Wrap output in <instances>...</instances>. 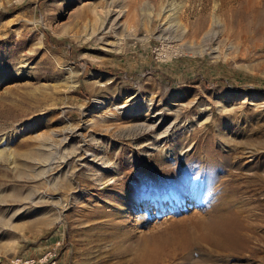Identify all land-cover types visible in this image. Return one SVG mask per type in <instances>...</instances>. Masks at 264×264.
Returning <instances> with one entry per match:
<instances>
[{"label": "rangeland", "instance_id": "1", "mask_svg": "<svg viewBox=\"0 0 264 264\" xmlns=\"http://www.w3.org/2000/svg\"><path fill=\"white\" fill-rule=\"evenodd\" d=\"M1 138L0 264H134L231 186L264 264V0H0Z\"/></svg>", "mask_w": 264, "mask_h": 264}, {"label": "bare ground", "instance_id": "2", "mask_svg": "<svg viewBox=\"0 0 264 264\" xmlns=\"http://www.w3.org/2000/svg\"><path fill=\"white\" fill-rule=\"evenodd\" d=\"M109 11L111 13L113 9L110 8ZM168 27L169 26H166L162 29L161 35L164 30L168 29ZM136 97L137 95L129 96L126 101L131 102L133 100V102L122 104L118 108L123 109L129 106L123 110L127 116L131 115V113L133 114L137 112L140 110V107L138 106L139 101H134ZM96 105H98L97 108L104 106V100L96 101ZM147 109L149 113V121L143 122L139 127L152 129L154 131L153 133L158 134L159 136L162 135L161 133H167L171 125L164 128L163 108L160 107L155 110L150 108ZM177 110L178 109H176V111ZM160 130H162V132ZM159 131L160 133H158ZM78 135L79 133L74 131V133L71 134V137H77ZM1 141L2 138L0 139V144ZM76 150L77 153L81 155V158L78 159V161L84 159L87 160L90 156L92 159H89V161L96 158V155L93 152L83 149L81 145L78 146ZM4 152L5 147H0V159L3 157ZM213 182L218 183L216 182V179ZM231 189L234 190V187L231 186ZM232 190L229 188L224 190L225 193H229V197L216 195V199L218 197L219 200L211 207V213H208L209 216L200 217V219L195 221L193 225H188L186 229L185 227H182L181 229L174 231L172 234L168 232H159L158 234H153L149 238H144L133 258L134 264H161L166 256L174 258V251L176 248L180 249V254H182L181 261L184 263L191 260L194 262L202 261L205 264H228V256H239L238 254L242 253L244 249L249 247L248 243L250 238L246 229H248L247 227L250 224L246 219V215L244 216L243 214L246 206L241 209L237 206L235 207L236 198L234 197ZM205 203H208V201ZM210 203L208 205H210ZM249 208L247 207V210ZM192 246H195L199 251V253L195 254V259L190 253H186L187 249L189 252V249Z\"/></svg>", "mask_w": 264, "mask_h": 264}, {"label": "built area", "instance_id": "3", "mask_svg": "<svg viewBox=\"0 0 264 264\" xmlns=\"http://www.w3.org/2000/svg\"><path fill=\"white\" fill-rule=\"evenodd\" d=\"M55 253H51L49 254V256H45L43 260H34V259H30V260H25L22 264H54L55 263V259H54ZM52 259V260H51Z\"/></svg>", "mask_w": 264, "mask_h": 264}]
</instances>
